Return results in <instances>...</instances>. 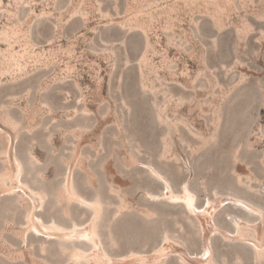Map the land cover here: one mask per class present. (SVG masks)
Listing matches in <instances>:
<instances>
[{
    "label": "rangeland",
    "instance_id": "1",
    "mask_svg": "<svg viewBox=\"0 0 264 264\" xmlns=\"http://www.w3.org/2000/svg\"><path fill=\"white\" fill-rule=\"evenodd\" d=\"M3 1L9 8L15 2ZM27 1L37 12L50 10V17L37 20L33 38L40 44V57L51 56L56 64L35 73L29 83L1 87L0 104L17 93L13 110L18 115V105L24 107L27 97L33 104L40 97L54 106H71L57 111L55 123L47 114L26 120L37 126L32 132L21 129L16 137L0 121V128L13 136L11 155L16 153L25 164L29 153L40 160V175L30 174L26 165L21 177L47 191L37 217L70 225L73 220L85 223L92 215V208L77 200L70 204L71 215H65L53 194L69 171L63 158H70L79 143L56 125L81 122L83 162L73 159L70 172L78 193L101 202L97 229L114 260L110 264L134 254L143 259L129 264H153L166 236L191 259L201 256L198 215L217 200L223 201L213 215L217 230L209 238L211 264H264L259 255L264 245L255 234L240 237L248 228L240 229L238 223L264 221V0H232L231 5L221 0L219 8L213 0ZM79 8L84 18L73 15ZM131 17L146 28L152 44L146 54L154 71L145 69L144 80L140 59L145 32L137 27L125 33L119 25ZM6 21L2 15L0 26ZM55 74L68 76L66 83L38 95ZM27 85L34 86L29 95ZM83 104L89 112L68 121L66 115ZM162 109L166 122L158 117ZM46 123L54 130L51 141ZM185 186L195 196L193 210L167 194L180 195ZM16 190L0 191V264H72L59 251L60 243L90 247L86 239L64 240L32 230L23 243L14 234L25 222V208L14 204L23 191ZM42 242L50 253L41 252ZM18 248L25 251L23 259L15 258ZM182 255L172 251L156 264H190Z\"/></svg>",
    "mask_w": 264,
    "mask_h": 264
},
{
    "label": "bare ground",
    "instance_id": "2",
    "mask_svg": "<svg viewBox=\"0 0 264 264\" xmlns=\"http://www.w3.org/2000/svg\"><path fill=\"white\" fill-rule=\"evenodd\" d=\"M213 1L216 4L217 8L222 6L221 0ZM231 3H233V1L229 0L228 4L231 5ZM29 4L30 2L27 0H15L13 7L9 8L4 6L3 0H0V17H2V15H5L7 18V21L4 22L2 26H0V88L3 86L5 87V85H9L12 87L18 85L21 86L20 84L23 85V83L28 82L31 76H33L38 71L48 70L52 65L56 64L55 58L51 56H44L43 58L40 57L41 53L37 51L38 49L36 48V46L40 44H38V42H36L33 38L34 28L37 20L44 17H50V10L47 11L46 9H43L40 12H37L32 6H29ZM21 6H23L24 8V10L22 9L23 11L21 10ZM77 14L81 15L83 18L84 15H86V13H84L81 8L74 11L73 15ZM135 22H137L136 17H131L128 19L127 24L120 23L119 25L125 33L130 32L137 27H141L145 32L146 49L140 59L141 78L142 80H144L146 78L145 69H150L151 71L154 69V66L152 65L150 59L146 54L151 50L152 44L150 42L146 28L144 26L135 24ZM50 39H48V41H51ZM104 39L105 38H103L102 40ZM1 44H5L6 47L3 48ZM17 45H19L20 49H17ZM109 47L107 48L109 49ZM114 50L113 53L115 52ZM67 77L68 76H59L58 74H55L52 78L46 81L45 85H41V87L38 89V95L42 94L43 91L50 90L53 85L65 84L67 81ZM75 84L77 89L82 92L81 85L78 82H76ZM143 86L142 88H146L144 83ZM33 87L31 85H27V87L25 88L28 95L32 91ZM58 88L60 89V92L63 89L62 86ZM66 93L69 92L67 91ZM9 95L10 101L8 103L2 102L0 104V121L14 132L15 137L19 134V131L21 129L26 128L29 132H32L33 129L37 126V124H25L26 120H35L38 117L43 118V116L47 114L50 119V121H48L55 123V121H57V111H68V109L71 107L69 105L70 107L68 108V106L64 105V103L63 105L61 103L60 105L58 104L57 106H54L49 100L42 99L40 97L37 98V103L33 104L31 102V99L27 97L24 107H21V104L18 105V110L20 109L21 111V113L19 111L20 115H18L13 110L15 108L14 106L16 105L15 99L17 97V93H12ZM82 100L83 99H80V101ZM13 104L15 105L13 106ZM88 112L89 109L86 105L83 104L81 106L74 107V114L72 116L66 115V117L68 121H71L73 120V117L75 115H84V113ZM164 113V109L158 112L160 122L167 121ZM56 126L63 136L69 133L79 141V143L74 144L71 157L68 159L63 158V161L68 166L69 171L64 175L63 181L53 192L56 202L59 204H63V211L65 215L68 216H70L72 213L70 209V204L72 201L77 200L81 203H87L92 208V215L89 219H87L85 223L76 222L73 220L72 224L70 225L64 224L54 219H52L50 222H45L40 217H37L36 209L38 206L43 204V199L47 191L43 186H35L36 188H33V186H30L26 180H22L21 177L26 165L28 166L30 174L34 173L36 176L40 175L41 170H38L39 168L36 169V165H39L40 160L33 153H29L27 162L25 164L24 161H22L16 153H13L11 155L13 136L8 130H5L1 127L0 140L2 142V149L0 152L3 155L4 166L0 169V191L6 193L13 192L16 189H20L23 191L22 194L18 195L14 204L17 207L23 206L25 208V222L23 227L18 230H14V234L16 236H19L22 239L23 243L25 242L27 232L30 230L34 232H42L47 235H57L64 240H71L74 238L86 239L90 242V247L87 249L76 245H68L66 243L59 244V251L66 255V261H72V264H110L114 260L107 254L104 247L102 246L99 231L97 229V220L102 210L101 202L99 198L87 201L80 193H78L70 172V163L73 161V159L77 163L83 162L80 140L84 135V124L81 122H72V124H69L70 127H63V125L59 123ZM44 127H46L45 129L48 130V133L46 134H48V139L51 141L54 130H52L51 126H48V124ZM118 186L120 187L121 183L118 184ZM40 188L43 189L42 192L37 191ZM167 194L171 198L178 197L183 199L189 209H194L195 196L187 186L183 187L180 195L174 194L172 190H168ZM222 201L223 200H217L216 203H211V205L199 215L196 213L199 217L204 239L201 256H196L197 258L191 259L190 257H188V253L183 249V247L173 241L168 240V237L166 236L164 239V243L161 246L160 252L155 256L153 255V257L151 255V257L154 259L153 264H156L157 262H163L168 254L172 251H180V253L182 252V258L184 260H188L190 264H211L212 251L209 243V238L211 232L217 230L215 229L213 215L215 213L216 206H219ZM238 223L240 224V229L243 227L248 228L247 231L239 233L240 237H244L249 234H255V237L261 241L262 245H264V229L262 228V224L264 223V221H262L260 224L253 225H247L246 223L242 222ZM11 246L13 247L14 244H11ZM30 247L31 250H35L34 242L29 243L28 248ZM40 250L43 254L51 252L50 248L46 246L45 242H42L40 244ZM14 253V255L16 256L15 258H24V249L18 248L14 251ZM259 255L263 256L264 258V251H259ZM138 257L140 256H135L134 254L131 255L130 258H119V260L116 261L120 264H129V262H131L133 259H139ZM44 260L46 261V263L48 262L47 259Z\"/></svg>",
    "mask_w": 264,
    "mask_h": 264
}]
</instances>
